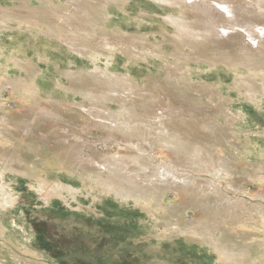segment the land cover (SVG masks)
<instances>
[{"label": "rangeland", "instance_id": "obj_1", "mask_svg": "<svg viewBox=\"0 0 264 264\" xmlns=\"http://www.w3.org/2000/svg\"><path fill=\"white\" fill-rule=\"evenodd\" d=\"M58 1L52 0L55 9L65 11L68 8L67 0ZM95 1L99 2V0L90 2L95 4ZM216 1L226 4L231 2L230 6L236 9L235 12L233 9L238 19L236 25L246 27L250 23L252 26L249 27L255 34L256 26V28L264 26L262 25L264 3H260L261 6L258 4L260 6L258 7L253 0ZM246 1L252 2L250 7L253 9L247 7L248 11L243 7ZM123 3L130 4L128 8L130 11L127 9L128 12H124L125 5L120 7L119 12L115 9L111 10L113 19L120 20L121 26L124 24L121 31L130 36H139L137 39L140 38V41L141 37H144L146 39L144 43L136 41L134 46L139 50L156 46L158 49L155 48L157 49L155 52L165 59L160 57L161 59L146 60L116 52L109 74L130 75L139 84L147 80L151 82L143 91L145 94L136 90L133 91L135 97L132 95L125 102L120 100L119 102L129 105L128 107L135 109L138 114H142L139 111L144 110L145 115H151L154 110L164 108L174 111V120L170 123V127L178 129L185 142L205 148L216 160L218 156L228 158L236 168L237 188L252 195L264 193V94L262 95L264 92L259 85L264 84V72H259L258 80L254 78L250 84L245 81L248 73L264 68V49L260 50L264 47V40L259 39L260 44H263L258 47L259 50L253 46L254 49H250L251 45L243 43L237 35L224 37V40L211 39L210 42L200 40L202 42L196 44L192 40L190 42L188 37L176 35L173 27L163 21L165 10L155 3L146 0H123ZM46 6L47 0H0V77L7 78L11 82L14 79L17 81L31 79L33 87L37 82L46 90V95L61 101L64 113L62 117L75 123L76 127L74 130L70 129V133L77 138L72 140L75 146L67 145V141L54 137L53 134L57 129L54 131L51 129L49 132L44 124L37 125L36 122H32L34 125L31 126L26 122L27 119L19 123L18 118L10 122V127L14 129V137L10 139L0 137V168L12 158L29 159L22 157L19 152L17 143L22 141L25 145L30 144L37 151L44 148L43 150H47L46 153L54 156L56 154V157L62 161V165L56 166L55 162H51L48 168L23 173L24 176H9L8 191L16 201L12 206L4 209L0 207V264H220L215 250L198 238L179 237L177 234L166 233L167 224L162 210L170 204L176 205L177 210H183L186 220L194 223L207 220L210 227L229 234L225 243L228 247L234 246L239 240L243 242V239L256 242L264 240V227L260 224L261 221L250 222L247 219H238L236 216L239 212L228 211V208L212 210L218 216L212 211L207 212L208 215L204 214L196 208L195 198H189L190 196L180 190L165 191L164 199L154 210L151 204L138 206V203L135 204L131 200L124 202L102 186L80 182L78 172L90 173L93 166L90 161L103 164L112 155L115 158L119 157L122 149L114 141L126 144V139L122 133L104 127L90 126L79 115L71 112L67 102L73 103L74 99L77 102L82 100L77 96H71L74 93L67 90L69 87L89 93H98L100 87L93 89L88 81L76 82L75 79L72 81L68 79L67 72H78L84 79L86 73L94 71L95 66L88 59L76 58L60 37L51 35L65 30L58 26L59 18ZM244 10L247 12L245 13ZM249 12L251 16L247 14ZM87 17L88 15L83 16L79 13L78 18L86 20ZM190 17L193 19L189 14V20ZM217 22L222 24L220 20ZM2 24L5 28L1 27ZM76 30L79 31L80 28ZM163 36L169 41L167 45L156 42V40L164 42ZM126 44H129L128 40ZM238 44L245 46L247 52ZM194 45H198V48ZM109 46L112 47V43ZM252 50L257 53L254 54ZM259 51H262L263 55H260ZM179 54L182 56L180 57ZM247 54L251 55V58H248ZM18 59L24 64L29 62L26 70L13 68L12 60ZM97 65L104 70L105 60H99ZM238 74L244 75V78L236 79ZM251 89L253 93L250 92ZM15 90L5 87L0 92V104L9 113L31 116L30 110L26 109L27 106L21 105L20 92L18 91V95L14 94ZM64 95H68L69 98ZM110 104L115 111L121 106L118 102ZM54 109V106H51V110ZM225 110L228 112L225 113ZM42 132L44 134L40 135ZM108 136L113 143H104ZM76 149L84 150L81 160L74 157L78 152ZM151 152H147L149 153L147 160H138L140 165L147 166V175H151L154 166L174 156L161 149ZM125 157L127 159L125 163L129 165L125 168L126 173L136 174L140 167L139 163L131 160L133 156L130 154H126ZM71 169L74 170V174L68 171ZM195 177H198L201 183L205 178L208 179L203 174H195ZM38 178L47 179L50 183L61 180L63 185L70 186L74 190L61 191L45 203L42 195L34 188L35 180ZM216 183L219 184L217 188L222 186L225 190V181ZM239 194L241 193L230 191L226 195L235 200L242 198ZM247 205L246 207H249ZM147 208L150 210L148 211ZM179 215L177 212L169 218V221L171 219L175 221ZM219 225L221 227H218ZM236 237L239 239H235ZM253 262L251 264H255Z\"/></svg>", "mask_w": 264, "mask_h": 264}, {"label": "bare ground", "instance_id": "obj_2", "mask_svg": "<svg viewBox=\"0 0 264 264\" xmlns=\"http://www.w3.org/2000/svg\"><path fill=\"white\" fill-rule=\"evenodd\" d=\"M86 1L87 0H67L68 8L65 11H58V9H55L56 6L53 5L52 0H47L46 8L52 14H55L57 18H59L60 22L58 23L59 25H57L61 27V29L64 28L65 30H62V32L60 33H51V35L56 38L62 37L64 40L62 42L76 58L79 57L82 59H88L95 66L94 71L86 73V77H84V79H82L83 76H81V74H78V72H67V74H69L68 79L70 81L75 79L76 82L88 81L93 89H96V87H100L98 93H89L77 88L74 89L69 87L67 90L74 93V95H70L75 97L77 96L81 98L82 101L77 102L74 99L73 103L67 102V104H69L71 112L83 118L86 124L90 126H99L100 128L104 127L105 129L107 128L110 131L122 133V136L124 137V139H126V144H121L114 141V143L118 144V146L121 147L122 154H120L119 157H117L116 155L117 158H115V156L113 155L112 157L107 156L108 158L103 164L90 161L91 164H93L90 173L87 172L83 174L82 172H78L79 174L77 176L80 182L94 186H102V188L107 192L112 193L116 196V198L124 202L131 200L135 204L138 203V206H140V204H151L154 210L157 209L158 203L162 202V200L164 199L165 196L163 193L165 191L169 189H174L176 191L180 190L187 196H190L189 198H195L196 208L204 214L206 213L208 215L207 212L217 210L219 208H228V211L230 210L235 213L239 212L236 216L238 219H247L250 222L261 221L260 224L262 225V227H264V193L252 195L245 190L237 188L235 186V183L237 182L235 178L237 174L236 168L231 163V161L228 160V158L226 159L222 156H218V159L216 160L209 154L208 150H206L205 148L185 142V139L183 140L181 132L175 127H170V123H172V121L174 120V111L166 108L154 110V102L153 105L151 104L153 107L149 106L150 109L154 110L152 114L145 115L144 110L139 111L142 112V114H138L135 109H131L130 107H128L129 105L126 106L124 105L125 103L122 104V102H125L128 97H131L133 95V91L135 92L136 90H139L140 92H137L142 93L146 90L151 82L147 80L143 84H139V82L135 81V79L130 75L116 76L114 74H109L111 73L110 68L115 59L113 58L114 54L119 51L126 53L130 57H141L146 60L165 58L164 56H159L155 52V50L158 49L156 46H153L152 48H150V46L149 48H143L142 50H139V48L137 49L134 46L136 41L137 43H144L146 39L144 37H141L140 41V38L137 39V37L139 36H130L122 32L121 27L124 26V24L122 23L123 25L121 26L120 20H116V18L113 19L114 17L111 10L115 9L119 12L120 7H123V5H125V9H122L125 10L124 12H128L127 9L130 7L129 3L125 4L123 3V0H99L97 5L94 6ZM148 1H151L164 9V23L173 27L176 35L181 37H188L190 42L192 40L197 44V42H199L200 40H209L210 42L211 39H214L216 41L217 39H223L224 37L237 35L240 37H238L240 40L242 39L241 41H243V43H249L251 47L253 46L254 48H256V50H259L258 47L263 46V44H260L261 41L259 39L264 40V26L260 28L259 26L258 28H256V26L254 28V30L256 31L255 34L253 29L249 27L251 25L250 23L249 25L247 24L246 27L236 25L235 22L238 20L235 16L237 14L235 13L234 15L236 9H234L235 7L233 8V6H230L231 2H229L230 4H226L225 2L216 0H146V2ZM253 1L258 7L261 6L260 3H264V0ZM247 2L248 1L243 4V7H245L247 10L248 8H250V10L253 9L250 7L252 5V2ZM258 9L260 11V8ZM123 10L121 11L122 15L124 14ZM247 10H244L245 13L247 12ZM79 13L83 14V16L88 15V17L85 18L86 20H80L78 18ZM189 14L193 16V19L190 17L191 20H189ZM247 14L250 15V12ZM217 20H220L222 24H219L220 22L218 23ZM199 25L200 28H198ZM262 25H264V23ZM1 27L5 28L3 24ZM77 28H80V30H76ZM77 32L82 36L78 35ZM188 39L184 38V40L187 41ZM225 39L227 41V38ZM127 40L129 44H126ZM235 40L238 39L235 38ZM163 41L164 42L156 40V42L160 45H167V43H169V41L165 38ZM84 42L92 45L83 44ZM110 43H112V47L109 46ZM217 43H219V41ZM231 43L233 45V40ZM214 44L216 45V43ZM113 45L115 47H113ZM240 47L242 49L243 46L240 45ZM253 47L250 49H254ZM262 49H264V47H261L260 50ZM247 50L248 49H246L245 52H247ZM256 53L257 51L254 54ZM259 53L260 55H263L262 51H259ZM174 54L172 55L175 57L176 55ZM179 55L180 57L182 56V54ZM248 56L246 57L251 58V55ZM102 59L105 60L104 70L97 65V62ZM45 61L47 62L46 59ZM27 64H29V62L24 64L19 59L12 60L13 68L17 67L18 69L21 68L26 70V68L29 66ZM259 69H261V67ZM259 72L263 73L264 68L260 71L257 70L256 72L248 73L245 76V81L250 84L252 80H254V78L257 79V77H259ZM243 76L244 75L238 74L236 79H239L238 77ZM243 78L242 80H244ZM239 80H241V78ZM9 81L7 78L4 79L0 77V92H2L7 86L10 87V89L17 90H15L14 94L18 95L19 91L20 95L22 96V98L20 99L21 105H26V109H29L32 115H26L28 117H25V114H15L14 112L9 113L0 104L1 138L10 139L11 137H14V129L10 127V122L13 119L18 118L19 123H23L27 119L26 122L31 126L34 125L32 124V122H36L37 125L44 124L46 128H48L47 130L49 132H51V129L53 131L54 129H57L53 134L56 139H63L64 141H67V145L75 146V144L72 143V140L76 139L77 137L70 133V129L74 130L76 126L75 123L66 120L65 117H62L64 113L61 108L63 107L61 101L57 100V98L53 96L46 95V90L41 88L37 82L33 87L31 79L27 80L25 78L19 81H17L16 79L12 80V82ZM254 85L252 86L254 87ZM259 85L264 92V84L261 83ZM247 86L248 85L246 84V89ZM258 87L256 88L259 90L260 88ZM252 89L251 91H249L252 92ZM247 94L248 93H246V95ZM263 94L264 93H262V95ZM251 96L253 95L251 94ZM66 98H69L68 95L66 96ZM119 100L122 102H119ZM112 102L113 104H115V102L121 103L119 110H112L110 104ZM158 105L160 107V104ZM51 106H54V108L57 110L54 109L55 111H52ZM226 112L228 111L225 110V113ZM148 114H150V112ZM228 118L232 120L231 117ZM43 134L44 132H42L40 135ZM116 136L118 137V135ZM106 142L110 144L113 143V140H109L108 136V138L104 140V143ZM17 145H19L18 147L21 156L29 159L12 158L7 160L5 162L6 164L0 168V207L2 209L12 206L16 201V198L13 197V195H11L8 191V189H10V186L9 183H7V180L9 179L10 175H14L16 177L17 175L22 176L23 173L25 174L30 171H40L41 168H48V166L51 165V162H55L54 165L56 166L62 165V161H60V158L56 157V154L55 156L54 154L49 155L48 153H46L47 150H43L44 148H41L37 151V149L32 148L30 144L25 145L23 141L17 143ZM155 149H161L174 156H170L171 159L167 158L163 163L154 166L151 175H147V166L140 165L141 163H139L138 160H147V154L152 153L151 151ZM77 151L78 152H76V156L74 157H76L77 160H81L84 150L78 149ZM126 154H130L131 156H133V158L131 157L132 159L130 157L128 158L133 161L136 160V162L140 165L139 169L136 168L138 169V172L136 174L133 173L134 175H129L126 173L125 168L129 166L125 163L127 161V159H125L127 157H125ZM68 171H71L74 174V170L72 171L71 169ZM195 174H203L208 179L203 178V183H201V181L197 179L198 177H195ZM215 181H225V190L224 188H222V186H220V188H217L219 187V184ZM262 183L263 182H261V185H263ZM34 188L40 195H42L45 203H48L49 199L53 195L61 193V191L67 190L71 192L74 190L70 186L63 185L61 180L50 183L47 179L42 178H38L35 180ZM230 191H235L238 193L240 192L241 194L239 195L242 198H235V200L228 198L226 194ZM243 197L247 198L243 199ZM246 205L249 207H246ZM149 208H147L148 211L150 209L152 210V208ZM177 212L180 215L176 218V220L173 221L171 219L169 221V218H172L173 215H175ZM182 212L183 210H177L176 205L170 204L163 207L162 213L165 218L164 221L167 224L165 229L166 233L177 234L179 235V237L184 236L198 238L199 240H201V242L205 243L215 250L220 264H251V262L253 261V263L255 264H264V240H258L256 242L253 240L250 241L243 239V242L239 240L235 243L234 246L228 247L225 245V243L226 239L230 236L229 234L224 233L222 230L210 227L207 220L205 222L200 221L195 223L193 221H188L184 218V213ZM214 215L218 216L216 214ZM229 218L231 217L229 216ZM218 227L221 226L219 225ZM250 234L254 236L257 235L255 233ZM235 239L238 240L239 238L236 237Z\"/></svg>", "mask_w": 264, "mask_h": 264}, {"label": "crops", "instance_id": "obj_3", "mask_svg": "<svg viewBox=\"0 0 264 264\" xmlns=\"http://www.w3.org/2000/svg\"><path fill=\"white\" fill-rule=\"evenodd\" d=\"M87 1H88L90 4H92L89 0H87ZM87 1H86V2H87ZM97 3H98V2H95V4H92V5L96 6ZM86 4H87V3H86ZM61 11H63V10H61ZM60 38H61L62 41H64L62 37H60Z\"/></svg>", "mask_w": 264, "mask_h": 264}]
</instances>
